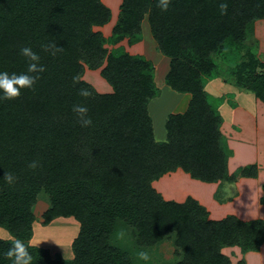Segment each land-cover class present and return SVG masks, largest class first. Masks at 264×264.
I'll use <instances>...</instances> for the list:
<instances>
[{
  "label": "trees",
  "instance_id": "obj_1",
  "mask_svg": "<svg viewBox=\"0 0 264 264\" xmlns=\"http://www.w3.org/2000/svg\"><path fill=\"white\" fill-rule=\"evenodd\" d=\"M158 3L123 0L110 42L137 40L147 17L159 51L170 60L167 85L192 96L185 113L169 117L162 143L149 113L159 91L154 67L144 57L104 48L106 40L93 31L111 19L101 0H0V71H27L22 47H31L45 67L33 88L0 100V228L13 237L0 239V264H12L5 253L16 239L28 246L32 264H139L143 252L155 262L167 242L175 249L167 264H232L224 248L261 250L264 220H211L197 200L168 201L153 183L178 169L208 184L236 181L217 108L223 101L215 104L204 88L209 79L224 77L217 60L247 49L256 22L264 20V0H170L166 11ZM221 3L227 4L224 14ZM50 42L62 49L55 56L43 47ZM104 58L101 77L111 94H97L80 78L82 62L99 68ZM240 61L230 75L264 103V74L251 54ZM81 89L91 95L81 96ZM76 104L88 108L91 126H81ZM7 173L15 183L4 179ZM257 174L256 165L240 171L242 177ZM44 201L45 208L36 209ZM71 217L81 225L73 260L53 259L29 244L36 221ZM123 233L131 248L117 244Z\"/></svg>",
  "mask_w": 264,
  "mask_h": 264
},
{
  "label": "rangeland",
  "instance_id": "obj_2",
  "mask_svg": "<svg viewBox=\"0 0 264 264\" xmlns=\"http://www.w3.org/2000/svg\"><path fill=\"white\" fill-rule=\"evenodd\" d=\"M101 1L110 10L111 19L104 26L93 27V31L101 33L103 38L106 40V43L104 44V48L108 50V52L118 50L128 53L129 55L132 56L144 57L146 58V60L151 62L154 67V82L159 91L157 96L154 97L149 103V111H150L149 113L152 118V121H155V125L154 123L153 125H154L156 141L159 143L165 142L167 139L166 125L169 120V117L171 115L185 113L192 100V96L190 94L178 93L167 85L166 82L167 74L165 76L164 73L167 72V70H169L168 66H170V61L169 58L164 56L156 47V44L153 40L154 38L151 36L152 33H150V25L147 21L148 18L145 17V19L142 21V25H141L142 31L140 35H138L137 40H134L135 39L134 36H127L123 40L117 43L110 42V39L112 38L114 33V29L116 26H118V22L122 17L123 0H101ZM145 35H146V40L143 43L142 41L143 39H145ZM245 45L247 49L239 48L231 51L226 56L225 61L222 58L217 60L218 63L221 64L220 69L221 72H223L220 75H223L224 77L221 78L219 76L217 78L214 79L212 78L206 81L204 89L211 97V101H214L215 104L218 103L217 101L219 100L228 101L229 105L231 106L235 104L236 101L234 94L224 96L223 98L216 97V95H220L222 93V90L220 88L222 86L225 88L224 85L232 86V88L234 89L235 88L242 89L238 85L235 76L232 77L230 74H232L231 70L237 71V66L240 65L241 63L240 60L243 57L247 58L248 55L251 54L252 57H254L255 62H257L256 65L257 73L264 74V20H260L256 22L255 33L253 37L245 43ZM166 58L168 59V61ZM104 59L105 60L103 62V65L100 66L99 68H93L86 62L84 63L82 62L83 72L80 78L82 81L86 82L90 87H92L94 92H96L97 94L113 93V89L111 85L101 77V70L106 65V58ZM166 62H169V64H167ZM219 80L221 81V83H219L221 85H218L216 87L211 85V84H215V82L216 84H218L217 82ZM242 90L247 91L246 89H242ZM178 94H182L181 96L185 95L183 97L186 98L185 99L186 102L180 101L182 97H178L179 96ZM259 117H260L261 126L263 127L262 130L263 134L261 135V137L263 138L264 119L263 120L261 119L262 114H260ZM250 121H252V119H250ZM247 138L249 139L248 141H251V143L256 142V135L253 136V131L249 132ZM252 146L255 147L254 145ZM254 157H255L254 151L253 149H251L250 151H247L245 153L242 152L239 159L249 158L250 160H252ZM161 179L163 180V182L160 183ZM161 179L159 181L154 182L153 186L164 197V199L168 201L178 202V200H182V199L177 198L176 196L178 197L184 196V198L187 197L185 201L189 197H191L197 200L202 206H204L208 210L209 219L211 220H217V221L222 220L221 218L224 216V214L229 211H232V209L234 208V207L225 208L222 211V213L219 214V212L221 211V207H220L221 206L220 201H222L221 198L229 199L233 191H230V193H226L220 190L218 192L219 189V187H217L218 185L211 187V189L209 190L204 185L205 184L204 182H200L192 179L190 175L184 172L182 169H178L176 172L169 173ZM252 193L254 195V201H255L256 199L255 191H252ZM261 200L260 203L261 205H263ZM179 203H183V202L179 201ZM45 204H46L45 201L42 202V204L38 206V208L36 207V209L38 210L44 209ZM211 215L212 217H210ZM80 228H81L80 223L72 217L57 218L48 225H43L41 221H36L33 225V233L29 241V244L47 250L53 259L61 258L64 260H73L74 253L72 246L75 239L79 235ZM122 235H120L119 238L121 239L122 237V240L118 239L117 244H122L123 247L125 248H131L132 242L130 241L131 239L130 235L124 233ZM0 239L10 240L13 239V237L9 234V232H7V230L0 228ZM224 250H227V252H225ZM174 251L175 249L173 247V243L167 242L162 244L158 248V253L160 255H157V258L161 259V261L153 262L152 261L153 259L151 258L154 257L152 255H148L145 252L141 254L142 256H140L139 255L140 253H138L137 258L139 261H141V263L139 264H161V263L167 264L173 258ZM222 252L229 257L232 264H240V262L242 261L246 262V258L243 257L245 254H243L240 247H227L224 248ZM144 254L147 255V259L144 258ZM240 254L243 255L242 256L243 258L241 257V259L239 258ZM175 262H177V259L175 260Z\"/></svg>",
  "mask_w": 264,
  "mask_h": 264
},
{
  "label": "crops",
  "instance_id": "obj_3",
  "mask_svg": "<svg viewBox=\"0 0 264 264\" xmlns=\"http://www.w3.org/2000/svg\"><path fill=\"white\" fill-rule=\"evenodd\" d=\"M145 40L146 35L145 39H143L142 42L144 43ZM154 42L156 44V47L158 48V44L155 40ZM166 63L169 64V62ZM168 72L169 70H167L164 75L166 76ZM217 83L218 84H216L215 82V84L211 85L215 87L221 85L219 84L221 83L220 80ZM224 86L225 88L223 86L220 88L222 90V93L220 95H216V97L223 98L224 96L234 94L236 101L235 104H233L232 106L229 105L228 101H223L221 107L219 108L223 117L222 129H225H221V131L226 137L227 142L231 150L233 151V156L229 159V174L231 176H237V178L235 182L226 181L215 184L205 183L204 185L209 190L211 189V187L218 185V192L220 190L226 193H230V191H233L229 199L221 198V211L219 212V214L222 213L225 208L234 207L232 211L225 213L221 219L227 217L228 215H234L243 221H252L257 219L264 220V206L260 203V200L264 195V137H261V135L263 134V127L261 126L259 117V115L262 114L261 119H264V103L258 98H256L252 92L244 91L242 89L237 88L234 89L232 88V86ZM178 95V97H182L180 101H185L186 98L183 97L185 95ZM250 119H252V121H250ZM153 123L155 125V121H153ZM250 131H253V136L256 135V142L251 143V141H248L249 139L247 137ZM252 145H254L255 147H253ZM251 149H253L255 155L252 160H250L249 158L239 159L242 152L245 153L247 151H250ZM253 165H256L258 168V174L256 178L242 177L239 175L240 171L243 168ZM161 182H163L162 179L160 183ZM252 191H255V201ZM176 197L182 199L178 200V202H184L187 198H184V196ZM210 217H212V215ZM224 251L227 252V250ZM242 256L243 255L240 254L239 258L241 259ZM243 257L246 258V264H264V245L261 247V250L259 252H250L245 254Z\"/></svg>",
  "mask_w": 264,
  "mask_h": 264
},
{
  "label": "clouds",
  "instance_id": "obj_4",
  "mask_svg": "<svg viewBox=\"0 0 264 264\" xmlns=\"http://www.w3.org/2000/svg\"><path fill=\"white\" fill-rule=\"evenodd\" d=\"M169 3L170 0H159L158 6L166 11ZM220 10L222 14L226 13L227 4L221 3ZM43 47L53 56L62 50L54 42L43 45ZM21 54L29 61L27 71L19 74L15 72L9 73L7 71H0V91L3 93V95H0V100L14 99L21 95L23 89L33 88L39 79V74L45 71V67L40 63V56L34 52L31 47H22ZM73 79L74 81H77L78 77H74ZM80 95L83 97H89L91 92L88 89H81ZM72 110L78 116L81 126L89 127L92 125L93 121L87 115L88 108L85 105H73ZM37 166L38 164L36 161H33L29 165L32 169H35ZM4 179L9 184H13L17 178L12 174L7 173ZM5 255L11 259L12 264H32L33 262V256L28 251V246L21 239L14 240ZM144 258L147 259L146 254H144Z\"/></svg>",
  "mask_w": 264,
  "mask_h": 264
}]
</instances>
